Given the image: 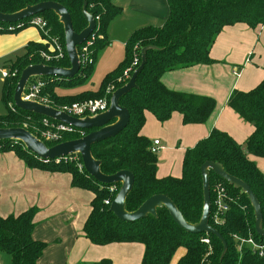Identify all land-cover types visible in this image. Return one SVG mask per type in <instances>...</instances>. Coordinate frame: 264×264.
I'll return each mask as SVG.
<instances>
[{"label":"trees","instance_id":"16d2710c","mask_svg":"<svg viewBox=\"0 0 264 264\" xmlns=\"http://www.w3.org/2000/svg\"><path fill=\"white\" fill-rule=\"evenodd\" d=\"M43 2H54L69 12L75 33L88 27L83 15L85 0H0V12L14 14ZM169 17L161 27H145L136 30L125 46L124 61L108 73L97 92L86 91L79 95H60L58 90L76 89L84 86L94 75L98 59L111 44L108 38L110 25L122 14L114 0H86L87 12L96 22V28L87 42L78 47L81 60L79 73L72 79L38 77L52 80L41 92L48 105L61 109L65 105L85 100L107 97L124 87L130 80L124 73L135 58L140 60L141 51L147 52V62L139 74L136 85L121 98L120 105L130 113L126 130L113 139L92 146L93 157L102 163L101 170L110 176L120 171H130L135 177L133 191L126 200L128 212L137 211L149 198L164 195L170 198L185 220L190 224L200 222L204 209V190L201 167L207 162L221 164L225 171L246 183L256 195L262 210L264 227V175L249 156L264 159V80L249 92L235 90L228 106L244 121L254 127V132L242 145L230 135L213 130L210 136L200 141L185 153L183 174L180 178L159 179L158 156L151 151L152 143L141 135L146 123V113H151L164 124L174 113L181 114L184 125L206 124L216 109V101L209 97L171 91L162 83L169 72L197 65L213 63L210 51L218 36L226 27L245 24L252 29L264 26V0H167ZM38 17L48 24L49 34H42L48 42L30 44L25 55L19 57L6 69L10 77L2 86V101L8 112L0 116V129L22 128L24 123L38 124L44 117L17 109L14 94L23 70L32 65L44 64L70 68L66 52L64 26L53 11ZM32 18L14 24L0 22V33L11 34L31 26ZM58 39L65 56L60 62H46L42 54L48 53L50 40ZM84 48L87 54L84 55ZM131 73H129L130 75ZM133 74V73H132ZM132 76V75H130ZM29 132L34 131L28 128ZM93 131L76 130L65 136L63 142L78 140ZM49 148L55 144H47ZM14 152L28 168L53 173H69L72 186L93 193L91 213L84 226V236L96 246L138 243L145 252L141 264H171L178 249L185 254L178 264H264L259 257L241 241L252 238L264 245V237L256 233V217L253 206L241 189L210 171L211 214L209 224L227 243L214 235L192 234L179 227L165 208L158 209V217L148 216L134 223H125L110 212L111 203L119 193L120 185H104L95 181L84 169L80 155L60 160H44L30 153L20 141L0 142V153ZM225 190L227 212L218 213L215 206L216 187ZM37 208H31L19 216H0V254H6L11 264H39L47 245L33 239ZM218 219V220H217ZM209 241V244L206 243ZM99 264H110L108 261Z\"/></svg>","mask_w":264,"mask_h":264},{"label":"crops","instance_id":"0c3cea01","mask_svg":"<svg viewBox=\"0 0 264 264\" xmlns=\"http://www.w3.org/2000/svg\"><path fill=\"white\" fill-rule=\"evenodd\" d=\"M114 3L122 9V14L110 26L108 38L124 48L136 30L149 26L161 27L169 17L167 0H129L127 4L114 0ZM44 42L42 32L33 26L19 33H0L1 99L6 80L3 72H9L6 68L25 55L30 44L44 45ZM108 49L99 59L109 52ZM210 58L212 64L172 71L161 79L171 91L214 99L216 109L206 124L186 126L178 113L162 124L151 113H146L141 135L152 144L160 141L161 160L157 154L159 179L182 177L186 151L207 139L213 130L227 133L242 145L254 132L253 125L234 112L228 106V101L235 90L249 92L264 80V26L256 29L245 24L226 27L216 39ZM108 65L109 62L102 60V67L108 73L118 66L115 62L109 68ZM86 91L93 90H80L73 92L72 96ZM249 158L264 175L261 168L264 159ZM93 198V193L72 186L69 173L31 169L14 152L0 153V216H19L31 208L38 209L32 237L47 244L39 264L142 263L145 248L141 244L96 246L85 238L84 226L91 213ZM185 252V249L179 250L171 264H178Z\"/></svg>","mask_w":264,"mask_h":264},{"label":"water","instance_id":"95a60500","mask_svg":"<svg viewBox=\"0 0 264 264\" xmlns=\"http://www.w3.org/2000/svg\"><path fill=\"white\" fill-rule=\"evenodd\" d=\"M53 11L60 19L65 31L66 52L71 67L60 68L44 64L32 65L23 70L20 80L17 84L14 94V105L17 109L35 114L44 118L55 120L59 123L71 126L80 131H93L81 139L63 142L52 148L38 140L28 130L24 128L0 129V142L7 140H16L22 142L26 149L44 160H55L73 155H80L85 171L98 183L104 185H120V190L115 200L110 205V212L118 220L125 223H134L148 216L158 217V209L165 208L174 222L188 233L192 234H210L216 236L224 246V253L227 252V243L224 238L209 224L211 214V193H210V171L227 181L236 189H241L247 194L256 217V233L264 237V227L261 205L252 191V189L242 180L228 174L221 164L207 162L201 167L204 190V209L199 223L190 224L183 217L175 203L164 195H156L149 198L137 211L128 212L126 209V200L133 191L135 177L130 171H120L114 175H106L101 170L102 163L96 160L92 155V146L100 142L113 139L126 130L130 123V113L120 105L122 97L127 95L133 89H137V78L147 62V52L154 47H146L141 52V65L133 73L129 82L122 88L116 90L110 100L109 110L94 118H85L84 120L72 118L59 110L48 107L36 102L23 100V94L28 82L36 77H48L57 79H72L80 71V59L78 47L83 45L93 34L96 28V22L93 16L87 12V3L85 0L83 15L88 22V27L80 34L75 33L72 18L67 9L54 2H43L34 6H28L24 10L14 14H3L0 12V22L14 24L23 20L38 16L44 12Z\"/></svg>","mask_w":264,"mask_h":264},{"label":"built area","instance_id":"2783aa9c","mask_svg":"<svg viewBox=\"0 0 264 264\" xmlns=\"http://www.w3.org/2000/svg\"><path fill=\"white\" fill-rule=\"evenodd\" d=\"M31 26L38 28L42 32V34L43 33L46 35L49 34L47 22L38 16L32 17ZM47 44L48 42L45 41L44 45H47ZM83 51H84V55H86L87 49L84 48ZM64 56H65L64 48L58 39L50 40L49 45H48V53L42 54L43 59L49 63L60 62L64 58ZM80 63H81V60H80ZM125 75H126V78L128 79L129 78L131 79L132 77V76L130 77L129 73H126ZM235 75L238 76L239 74L235 73ZM9 77H10V73L8 71L3 72L4 79H7ZM48 82H53V81L32 78L28 82L25 88V92L23 94V100L36 102V103L51 107L48 105L47 99L41 96V92L47 87ZM109 107H110V100H108L107 97H104L100 99L85 100L82 102H76L70 105H65L61 109H57V110L65 113L66 115L72 118L84 120L87 117L94 118L100 114L107 112L109 110ZM26 126H29V123ZM31 126L34 131V134L31 133L32 135H34L38 140H40L46 145L55 144V146L58 144H61L66 135L72 134L73 132L77 130L71 126L59 123L55 120H51L48 118H44L38 124H34ZM161 149L162 148H161L160 141H155L152 144L151 151L154 154H158ZM65 158H68V157H65ZM60 159L61 158L55 159V160H60ZM105 204L110 206L112 203L110 201H106ZM215 206L217 208L218 213L220 214L227 212L229 209L226 203L225 190L219 186L216 187ZM206 243L209 244V241H206ZM243 245L250 248L252 252L257 254L259 257H264V245L257 243L252 238L242 240L241 246Z\"/></svg>","mask_w":264,"mask_h":264},{"label":"rangeland","instance_id":"374dc122","mask_svg":"<svg viewBox=\"0 0 264 264\" xmlns=\"http://www.w3.org/2000/svg\"><path fill=\"white\" fill-rule=\"evenodd\" d=\"M123 4H127L129 2V0H122ZM112 25V24H111ZM110 25V26H111ZM110 28V27H109ZM109 30V29H108ZM117 36H120L119 34H117ZM112 42V44H110V46L108 47L109 52L107 51V54L103 55L99 61H98V65L97 68L95 70L94 75L92 76V78L82 87L76 88L74 91L72 89H66V90H58L60 95H72L73 92H79L80 90L85 91V89H90L93 90L94 92H97L100 88V85L104 79V77L107 75L108 72H106V69L104 67H102V60H105V62H109V65L107 68H109L111 65H114V62L116 63V65H120L123 60L125 59V48L122 46V44L118 43V42H114V41H110ZM142 52V51H141ZM103 53V52H102ZM101 56V55H100ZM140 64V60L138 58H135L134 62L132 63L131 67L128 68L124 73H131L130 75H133L132 73H134V71H136L138 69V66ZM117 66V67H118ZM116 67V68H117ZM115 68V69H116ZM113 69V70H115ZM112 72V71H111ZM128 76V75H127ZM131 77V76H130ZM112 96V95H111ZM8 112V108L7 106L2 102V99L0 97V116H4L6 115ZM160 123V122H159ZM27 123H24L22 128H26V130L28 128L32 129V126H26ZM161 151V150H160ZM159 151V152H160ZM159 154V159L161 160V154ZM264 162V160H263ZM261 168L264 170V165L261 164ZM262 171V170H261ZM91 242V241H90ZM46 244V243H45ZM47 245V244H46ZM94 245V244H93ZM183 250V248H180L177 250V252L179 250ZM175 253L178 254V253ZM174 255V256H175ZM178 256V255H177ZM174 258V257H173ZM0 264H11V259L8 255L6 254H0Z\"/></svg>","mask_w":264,"mask_h":264}]
</instances>
